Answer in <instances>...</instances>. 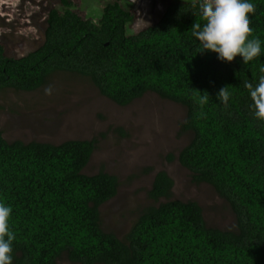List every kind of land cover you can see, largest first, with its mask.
Instances as JSON below:
<instances>
[{"label": "trees", "instance_id": "obj_1", "mask_svg": "<svg viewBox=\"0 0 264 264\" xmlns=\"http://www.w3.org/2000/svg\"><path fill=\"white\" fill-rule=\"evenodd\" d=\"M253 37L264 41V0H252ZM200 0H173L157 22L133 32L128 0L105 2L102 16L83 17L60 0L46 17L43 43L25 55L0 42V93L34 91L58 72L88 78L102 94L128 105L146 93L180 104L178 159L194 183L208 184L232 207L234 228L210 226L196 200L174 199V179L154 177L150 198L124 238L103 228L101 207L119 178L86 174L98 139L8 140L0 130V200L13 208L14 264H264V120L254 116L250 90L264 76V54L221 62L192 34L203 24ZM228 87L227 106L217 99ZM199 90V91H197ZM201 91V92H200ZM209 94L208 103L200 98ZM177 156V157H176Z\"/></svg>", "mask_w": 264, "mask_h": 264}, {"label": "rangeland", "instance_id": "obj_2", "mask_svg": "<svg viewBox=\"0 0 264 264\" xmlns=\"http://www.w3.org/2000/svg\"><path fill=\"white\" fill-rule=\"evenodd\" d=\"M74 9L86 17L102 16L109 0H71ZM135 13L133 32L157 22L173 0H128ZM60 0H0V42L6 54L19 57L38 48L44 40L46 17ZM51 87V95L45 90ZM186 109L178 103L146 93L121 106L103 96L88 79L58 72L34 91L7 89L0 93V130L12 140L61 143L69 139L97 138V149L85 168L86 174L101 170L120 180L117 195L101 207L103 228L120 238L147 206L158 171L175 181L174 199L196 200L204 208L210 226L234 228L236 215L229 203L208 184L193 182L178 155L190 140L180 134ZM177 157V156H176ZM60 264H77L63 255Z\"/></svg>", "mask_w": 264, "mask_h": 264}, {"label": "clouds", "instance_id": "obj_3", "mask_svg": "<svg viewBox=\"0 0 264 264\" xmlns=\"http://www.w3.org/2000/svg\"><path fill=\"white\" fill-rule=\"evenodd\" d=\"M199 10L205 23L203 26L195 23L192 34L201 43L203 51L218 54L221 62H233L239 56L245 65L264 54V41L253 37L250 16L255 14V4L252 0H200ZM89 82L102 94L90 80ZM245 87L250 90L255 118L264 120V76L260 77L255 86L248 83ZM45 92L51 95V87ZM202 93L204 95L200 98V104L204 105L208 103L209 94ZM217 99L225 106L229 104L228 87L218 92ZM12 213L13 208L0 200V264H14L13 244L16 236L10 223Z\"/></svg>", "mask_w": 264, "mask_h": 264}]
</instances>
